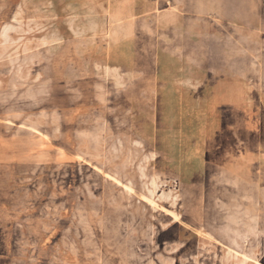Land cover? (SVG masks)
I'll list each match as a JSON object with an SVG mask.
<instances>
[{"label": "rangeland", "instance_id": "obj_1", "mask_svg": "<svg viewBox=\"0 0 264 264\" xmlns=\"http://www.w3.org/2000/svg\"><path fill=\"white\" fill-rule=\"evenodd\" d=\"M0 264H264V0H0Z\"/></svg>", "mask_w": 264, "mask_h": 264}, {"label": "bare ground", "instance_id": "obj_2", "mask_svg": "<svg viewBox=\"0 0 264 264\" xmlns=\"http://www.w3.org/2000/svg\"><path fill=\"white\" fill-rule=\"evenodd\" d=\"M98 1H100V0H98ZM95 2H96V1H95ZM108 3H109V2H108ZM113 17H114V16H113ZM118 17H119V16H118ZM112 23H113V22H112ZM124 42H125V41H124ZM126 42H127V41H126ZM116 43H117V42H116ZM120 43H121V42H120ZM121 44H123V43H121ZM121 44H120V45H121ZM116 46H117V45H116ZM122 48H123V47H122ZM127 49H128V48H127ZM127 49H126V50H127ZM120 52H121V51H120ZM124 56H125V55H124ZM128 57H129V56H128ZM122 58H123V57H122ZM10 123H11V122H10ZM31 123H32V122H31ZM29 124H30V123H29ZM32 124H33V123H32ZM37 127H38V126H37ZM33 131H35V130L33 129ZM38 131H39V130H38ZM38 131H37V132H38ZM39 132H40V131H39ZM44 137H45V135H44ZM45 138H46V137H45ZM47 139H48V138H47ZM97 150H98V149H97ZM59 153H60V152H59ZM80 158H81V157H80ZM87 162H88V161H87ZM55 186H56V184H55ZM54 188H55V187H54ZM54 193H55V192H54ZM163 210H164V209H163ZM165 210H167V209H165ZM168 212H170V211H168ZM176 218H177V217H176ZM206 236H207V235H206ZM46 241H47V240H46ZM210 241H211V240H210ZM213 243H215V242H213ZM216 243H217V241H216ZM220 245H221V244H220Z\"/></svg>", "mask_w": 264, "mask_h": 264}]
</instances>
